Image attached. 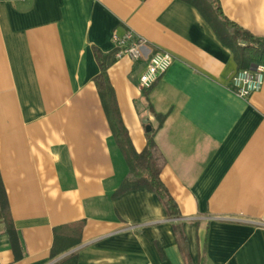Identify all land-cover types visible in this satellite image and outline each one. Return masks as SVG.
I'll return each instance as SVG.
<instances>
[{"label":"crops","instance_id":"crops-1","mask_svg":"<svg viewBox=\"0 0 264 264\" xmlns=\"http://www.w3.org/2000/svg\"><path fill=\"white\" fill-rule=\"evenodd\" d=\"M219 3L264 37V0ZM129 30L174 58L151 90L138 86L145 61L114 58V32ZM98 58L115 59L107 76L137 152L166 117L155 141L180 218L147 190L115 195L128 167ZM238 71L180 0H0V177L18 239L14 250L0 219V264H54V229L79 222L82 243L60 256L77 253V264H186L177 225L193 264H264V86L239 98Z\"/></svg>","mask_w":264,"mask_h":264},{"label":"trees","instance_id":"trees-1","mask_svg":"<svg viewBox=\"0 0 264 264\" xmlns=\"http://www.w3.org/2000/svg\"><path fill=\"white\" fill-rule=\"evenodd\" d=\"M180 1L194 7L200 13L218 39L230 48L240 71L251 69L257 65L264 66V37L253 35L226 18L219 0ZM114 61L115 59L98 58L101 74L95 82L115 143L128 167V175L122 181L115 195L127 194V192L135 190H147L158 197L169 218L178 219L180 218L178 205L168 193L169 191L161 179L167 161L155 141V133L164 125L166 117L157 115L159 122L157 130L154 134L147 136L145 148L141 152H137L122 122L115 93L107 76V70ZM4 187L0 177V219L5 223L11 245L15 250L18 239L10 213H8L9 204ZM84 228L85 222L55 228L51 249L52 259L58 260L61 255L77 248L82 243ZM173 233H175L179 250L184 256L186 264H193L188 254V244L183 228L179 225L174 226ZM54 264H77V253H72Z\"/></svg>","mask_w":264,"mask_h":264},{"label":"built area","instance_id":"built-area-1","mask_svg":"<svg viewBox=\"0 0 264 264\" xmlns=\"http://www.w3.org/2000/svg\"><path fill=\"white\" fill-rule=\"evenodd\" d=\"M112 42L117 59L129 58L133 62H146L145 70L138 81L141 91L151 90L173 64L174 58L170 53L158 48L149 51L147 40L132 30L121 36L114 32ZM263 86V65H257L253 69L238 71L230 83V89L234 94L244 100L259 93Z\"/></svg>","mask_w":264,"mask_h":264},{"label":"water","instance_id":"water-1","mask_svg":"<svg viewBox=\"0 0 264 264\" xmlns=\"http://www.w3.org/2000/svg\"><path fill=\"white\" fill-rule=\"evenodd\" d=\"M251 69H253V68H251ZM68 255H69V254H68ZM68 255H66V256H68ZM66 256L60 257L56 262H58V261H60L61 259L65 258Z\"/></svg>","mask_w":264,"mask_h":264}]
</instances>
